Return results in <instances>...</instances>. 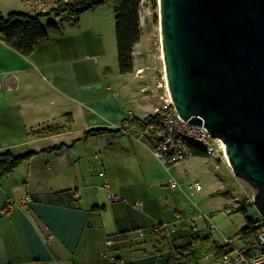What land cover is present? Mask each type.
Wrapping results in <instances>:
<instances>
[{
  "label": "crops",
  "instance_id": "obj_1",
  "mask_svg": "<svg viewBox=\"0 0 264 264\" xmlns=\"http://www.w3.org/2000/svg\"><path fill=\"white\" fill-rule=\"evenodd\" d=\"M53 2L0 0V14L47 12ZM89 13L28 56L0 40V153L36 152L0 179V264H162L159 252L207 235L195 216L183 215L184 204L162 199L170 166L154 156L150 138L139 137L141 120L162 98L143 73L141 39L132 72L120 73L112 61L114 30L103 26L101 14ZM8 75L16 87L6 85ZM193 158L201 162L191 166ZM181 163L205 176L200 183L208 193L232 186L231 167H217L218 159L192 155ZM25 195L31 200L2 212ZM162 222L176 224V231L152 234ZM205 248L197 245L201 257L214 252Z\"/></svg>",
  "mask_w": 264,
  "mask_h": 264
},
{
  "label": "water",
  "instance_id": "obj_2",
  "mask_svg": "<svg viewBox=\"0 0 264 264\" xmlns=\"http://www.w3.org/2000/svg\"><path fill=\"white\" fill-rule=\"evenodd\" d=\"M158 4L172 102L183 119L222 139L233 174L255 190L264 217V0ZM5 83L16 87L12 75Z\"/></svg>",
  "mask_w": 264,
  "mask_h": 264
},
{
  "label": "trees",
  "instance_id": "obj_3",
  "mask_svg": "<svg viewBox=\"0 0 264 264\" xmlns=\"http://www.w3.org/2000/svg\"><path fill=\"white\" fill-rule=\"evenodd\" d=\"M141 2L142 0H54V5L47 12L10 11L6 15L0 14V40L28 56L39 43L46 41L51 33L60 32L66 22L77 23L84 11L109 4L112 6L115 20L118 71L129 73L133 70V47L140 41L142 35ZM52 15L57 19H51ZM42 19H47L45 25ZM149 119L151 115L143 118L141 124ZM91 134L92 132L88 130L85 132V137ZM188 145L192 155L206 156L201 147L192 143ZM35 153L28 151L16 155L11 150L0 153V179L10 174L23 160ZM255 233L254 222H248L236 235H239L242 243L248 244ZM197 242L198 240L195 239L175 246L169 253L160 250L158 257L163 260L162 264H198L201 252L196 248L199 243L206 244L205 249L210 248L217 257L222 255V244L219 245L217 241L212 240L210 234L201 237L200 242ZM124 263L130 264L125 261Z\"/></svg>",
  "mask_w": 264,
  "mask_h": 264
},
{
  "label": "built area",
  "instance_id": "obj_4",
  "mask_svg": "<svg viewBox=\"0 0 264 264\" xmlns=\"http://www.w3.org/2000/svg\"><path fill=\"white\" fill-rule=\"evenodd\" d=\"M166 85V84H165ZM131 116L132 113L129 112ZM129 122L124 123L123 128H127ZM140 138H150L153 142L152 153L158 159V161L169 168L172 164H178L184 162L192 156L189 143L201 147L206 156L213 159H218L219 164L230 166L226 155V146L222 139L214 137L210 134L206 127L203 125H196L183 119L176 107L174 106L170 97L167 85L165 86L163 97L160 103L154 108L151 114V119L142 123L140 128ZM99 174H102L99 172ZM169 184L173 188H181V184L174 178L169 180ZM202 184L199 181H195L190 185V196L195 191L202 190ZM110 199H116V196L110 195ZM31 200L30 195H25L16 200L8 202L2 212L10 210L16 203H25ZM231 201L234 203V207L224 209V214L233 219L234 215L243 213L247 206L254 204V193H248L244 190L243 196L233 195ZM142 202L137 201L136 207L141 208ZM201 216L207 221L209 231L216 229L214 223L211 220V216L206 213H202ZM177 219H181V214H176ZM241 220H237V227L241 225V228L247 225L248 222H254L256 226V233L252 241L248 244L242 243L239 235L229 236L224 238L222 243L223 251L222 255L217 257L215 252H209L200 257L198 264H264V217L260 216L255 219L253 216H244ZM192 221V219H188ZM176 224L174 223H158L151 228V233L157 234L162 231H167L169 234L176 231ZM197 230L196 224L192 223L191 231ZM240 245L237 246L236 243ZM107 244H112V240L108 239ZM109 264H125L123 260L116 261L111 259Z\"/></svg>",
  "mask_w": 264,
  "mask_h": 264
},
{
  "label": "rangeland",
  "instance_id": "obj_5",
  "mask_svg": "<svg viewBox=\"0 0 264 264\" xmlns=\"http://www.w3.org/2000/svg\"><path fill=\"white\" fill-rule=\"evenodd\" d=\"M48 4V3H47ZM84 12H90L92 16L95 17L96 14H101L100 19L104 27L108 28V25L114 30L115 20L112 6L109 4H104L96 7L95 9H90ZM7 14V13H6ZM4 14V15H6ZM81 16V15H80ZM79 16V20H80ZM51 19L55 18L53 15L50 16ZM47 19H42L43 25L46 24ZM67 24H76L66 22ZM65 23V24H66ZM103 27V28H104ZM141 28L142 36L141 42L137 48V55L141 59V66L143 67V73H150V82L153 84L155 90H158L160 95L163 97L165 90V80L163 72V63L160 57V30H159V4L158 0H142L141 2ZM115 44V43H114ZM112 61L117 64V54L115 47H112ZM201 161L199 159H190V165L196 166ZM184 163L172 164L170 165L168 178L173 177L178 183L181 184V188H173L169 185L167 179L162 182L161 186L163 190L160 191V196L167 202L178 201L186 207L183 210V215L195 216L194 220L197 226L204 231L207 235L211 234V239L215 241H224V236H234L236 235L240 228L237 225V220H241L240 216H253L258 219L261 215L254 204L247 206L243 213H238L234 215L233 219H229L224 214L225 207L222 206L223 203L227 202L228 206L226 208L234 207V203L231 201L233 195L243 196L244 190L248 193H255V190L243 179L234 177L232 186L225 188L216 193H208L206 187L202 191L196 192L190 196V185L195 181L201 182L203 185L206 182L205 176L197 170H192L188 167H182ZM186 164V163H185ZM204 187V186H203ZM174 196V198H172ZM188 213V214H187ZM202 213L209 214L211 220L214 223L216 229L209 231L207 226V221L201 216ZM248 223V221H247ZM237 246L240 245L239 242L236 243ZM202 249V248H201ZM204 253L203 251L201 254ZM207 264H211L210 262Z\"/></svg>",
  "mask_w": 264,
  "mask_h": 264
},
{
  "label": "bare ground",
  "instance_id": "obj_6",
  "mask_svg": "<svg viewBox=\"0 0 264 264\" xmlns=\"http://www.w3.org/2000/svg\"><path fill=\"white\" fill-rule=\"evenodd\" d=\"M159 30H160V26H159ZM160 49H161V46H160ZM160 57H161L162 63H163L162 49H161V52H160ZM163 72H164V80H165V84H166V74H165V70H164V64H163ZM225 146H226V144H225ZM228 163H229V160H228Z\"/></svg>",
  "mask_w": 264,
  "mask_h": 264
}]
</instances>
